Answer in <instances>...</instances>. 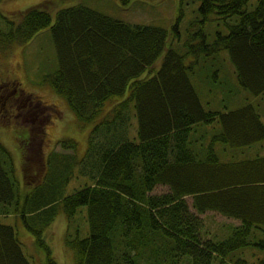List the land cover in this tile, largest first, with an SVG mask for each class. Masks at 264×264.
Returning a JSON list of instances; mask_svg holds the SVG:
<instances>
[{
	"label": "trees",
	"instance_id": "trees-1",
	"mask_svg": "<svg viewBox=\"0 0 264 264\" xmlns=\"http://www.w3.org/2000/svg\"><path fill=\"white\" fill-rule=\"evenodd\" d=\"M249 1L201 0L203 25L185 42L195 54L188 64L186 54L170 45L168 28L124 21L84 4L57 8L53 15L57 2L44 0L0 30V45L7 48L51 26L59 66L46 80L83 126L92 125L80 162L92 182L62 197L42 183L20 193L0 154V213L11 212L10 206L21 212L47 264L59 263L45 230L59 213L71 219L84 205L89 234L65 235L74 264H224L229 257V264H264V256L256 263L231 256L247 245L264 250V153L240 156L238 149L263 142L264 119L249 102L207 109L190 75L196 62L225 49L238 82L264 93V0L252 8ZM213 14L236 20H226L229 30L210 42L204 23ZM131 104L137 123L120 130ZM215 122L208 146L195 148L196 130ZM58 143L75 152L78 147L72 137ZM58 155L55 150L50 165ZM30 161L25 158V170ZM156 185L169 189L157 193ZM192 206L241 223L227 227L224 238L204 240L205 222ZM0 264H31L16 229L4 222Z\"/></svg>",
	"mask_w": 264,
	"mask_h": 264
},
{
	"label": "rangeland",
	"instance_id": "rangeland-1",
	"mask_svg": "<svg viewBox=\"0 0 264 264\" xmlns=\"http://www.w3.org/2000/svg\"><path fill=\"white\" fill-rule=\"evenodd\" d=\"M42 1L44 0H0V30L8 29L11 25L10 21L17 22L20 19L19 11ZM55 1L57 6L53 10V15L57 8L84 4L124 21L149 23L168 28L171 32L170 45L186 54L187 64L195 59V54L189 51L185 42L193 30L203 25L202 12L199 8L201 0ZM257 2L258 0H250L249 8L254 7ZM226 20L233 22L236 17L224 18L220 14H213L204 23L210 42L215 40L218 32L229 30ZM157 63L160 66L162 57ZM58 66L59 61L51 26L41 29L25 43L13 44L7 48L0 45V79H15L18 87L22 89L18 97L21 99L28 97L30 100L31 96L35 101L28 115L35 120L12 118L11 122L0 121V142L6 149L0 154L5 161V167L15 179L20 193L27 190L26 185L35 186L42 183L48 187L47 189H53L59 197H62L92 182V177L82 169L83 165L80 163L88 146L92 125L83 126L65 98L57 94L46 80ZM190 75L207 109L225 110L249 102L259 108L264 119V93L254 94L238 82L225 49L208 56L206 61L196 62L194 71L192 73L190 71ZM37 99L41 100L40 104ZM119 100V98L109 100L105 110ZM127 114V120L123 116V121L119 124L120 130H124L129 121L137 123L133 104L127 109ZM218 125V122L201 124L193 135L198 138L193 146L196 148L202 144L206 148L205 146H208L209 139ZM201 133H204V138H200V135L196 136ZM64 137H72L78 141L76 152L73 149H65L58 143V140ZM238 149L240 156L262 154L264 153V140ZM55 150L59 152L58 156L61 158H58L56 164L50 165L49 158ZM29 156L31 164L25 170L24 161ZM65 156L68 157L63 158ZM168 189L167 185H156L153 191L159 193ZM190 196L189 199L192 197ZM191 208L205 222L202 229L204 240H208L209 237L224 238L230 232V230L225 231L227 227L241 223L239 218L218 210H207L200 213L193 206ZM9 209L11 212L0 213V222L14 226L31 264H47L45 251L35 244V235L25 224L21 212L16 213L12 206ZM87 209L86 205L80 207L71 219L61 212L45 230L44 237L52 247L59 264H74L73 251L66 246L65 235L68 232L73 236L79 234L81 237L89 234ZM231 256L233 259L244 257L256 263L260 257L264 256V250L257 245H247L233 251ZM229 258L224 264L231 263Z\"/></svg>",
	"mask_w": 264,
	"mask_h": 264
},
{
	"label": "flooded vegetation",
	"instance_id": "flooded-vegetation-1",
	"mask_svg": "<svg viewBox=\"0 0 264 264\" xmlns=\"http://www.w3.org/2000/svg\"><path fill=\"white\" fill-rule=\"evenodd\" d=\"M18 82L15 79H0V121L6 120L11 122L12 118L23 120H35V118L28 117L30 107L34 104L32 97L19 98L18 94L22 89L18 87ZM38 104L41 100L37 99ZM45 108L47 106H44ZM49 115L47 116V120Z\"/></svg>",
	"mask_w": 264,
	"mask_h": 264
}]
</instances>
